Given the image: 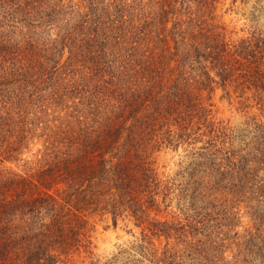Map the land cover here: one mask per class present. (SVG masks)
<instances>
[{
  "label": "trees",
  "instance_id": "obj_1",
  "mask_svg": "<svg viewBox=\"0 0 264 264\" xmlns=\"http://www.w3.org/2000/svg\"><path fill=\"white\" fill-rule=\"evenodd\" d=\"M222 4L0 0V264H81L96 216L140 228L125 264H264V122L235 142L213 103L264 111V35L234 39ZM180 144L181 187L158 165Z\"/></svg>",
  "mask_w": 264,
  "mask_h": 264
},
{
  "label": "rangeland",
  "instance_id": "obj_2",
  "mask_svg": "<svg viewBox=\"0 0 264 264\" xmlns=\"http://www.w3.org/2000/svg\"><path fill=\"white\" fill-rule=\"evenodd\" d=\"M219 14L222 20L227 24L229 33L234 39L249 37L252 34L264 35V0H223ZM241 99V100H240ZM214 109L217 111L216 119L223 121L224 125L229 127L228 132L232 133L234 141L238 142L244 139L249 141L250 138L256 134V122H264V111L260 110L259 105L253 101H246L237 96L233 86L225 89L217 87L213 96ZM243 141H241L242 144ZM240 144V145H241ZM189 145L180 144L179 149L172 147L164 148L158 156L159 168L166 177L175 178V182L181 187V181L189 177L190 163L195 159L191 154ZM180 192L179 189L177 190ZM177 199L173 207V211L179 213L182 217V211L177 207ZM187 212L188 210H184ZM237 215L227 213L230 218L226 223L233 224V231L231 232V241H237L238 236L245 234L246 230L253 229L250 218L245 212V208L238 207L236 209ZM94 224V249L91 256L85 255L81 260V264H91L92 261L100 259L101 262L109 260H116V264H125L128 261L131 263L137 256L135 255V243L139 241L141 236L140 228L136 227L134 223L119 219L117 225L114 224L110 216L92 218ZM227 244L232 251L229 257L226 252L227 260H232V256L237 252V247ZM156 245L162 250L166 245V240L162 241L155 239ZM170 245L175 244L174 239H171ZM182 245L178 246L181 249ZM211 253H217L216 250L211 249ZM168 254V253H167ZM181 254V252H180ZM220 255V253H219ZM182 256V255H179ZM170 260V255H166ZM183 260V262H182ZM179 258L180 263L174 264H189L190 259Z\"/></svg>",
  "mask_w": 264,
  "mask_h": 264
}]
</instances>
